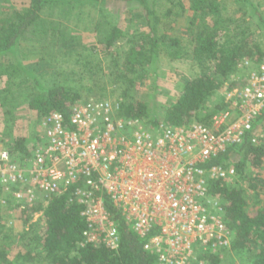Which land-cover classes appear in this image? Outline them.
I'll list each match as a JSON object with an SVG mask.
<instances>
[{
    "label": "built area",
    "instance_id": "obj_1",
    "mask_svg": "<svg viewBox=\"0 0 264 264\" xmlns=\"http://www.w3.org/2000/svg\"><path fill=\"white\" fill-rule=\"evenodd\" d=\"M227 107L210 124H152L121 114L113 99L77 102L68 123L60 112L42 117L31 156L0 152V182L24 208L59 195L82 207L87 227L81 246H119L118 207L160 264H209L208 255L231 249L234 231L214 178H233L235 167L204 166L242 140L264 113V57L242 58L223 92ZM2 193H0L1 197ZM2 202L6 198L2 197ZM153 231H156L152 234Z\"/></svg>",
    "mask_w": 264,
    "mask_h": 264
},
{
    "label": "trees",
    "instance_id": "obj_2",
    "mask_svg": "<svg viewBox=\"0 0 264 264\" xmlns=\"http://www.w3.org/2000/svg\"><path fill=\"white\" fill-rule=\"evenodd\" d=\"M109 1L138 4L143 10L148 30L142 39L137 36L125 40L124 47L114 55L113 50L124 40L125 32L118 23L108 19L97 22L98 43L102 46L100 51L106 57H111L114 81L121 82L118 89L122 91L121 97L124 98L120 103L121 114L125 116L149 119L152 124L161 120L174 125H183L191 121L210 124L213 116L227 107L223 96L212 101L214 95L229 82L239 61L245 57L260 61L264 57V48L244 27L245 15L236 17L227 13L223 0H189L188 8L191 14L187 36L162 31L165 19L178 15L176 7L179 6L181 12L187 10L184 0H167L171 6L164 13L158 12L154 0H28V5L23 10L15 11L7 17L0 16V59H7L10 62L6 68V72L9 73L7 86L0 89V98L4 100L12 98V102L17 101L13 87L15 84L13 76L17 73L21 77L19 84H25L23 90H31L30 95L24 97L29 108L36 110L39 116L41 115L40 118L52 111L60 112L65 123H68L73 106L83 98L79 91L59 81L57 63L43 71L44 69H38L36 65L31 66L25 61L24 55L30 50L24 51V47L29 46L31 49L30 45L34 44L33 50L36 52L44 48L39 42H29L25 36L32 27L41 22L47 7L76 4L95 6ZM252 15H256L259 21L264 23V17L255 6L249 16ZM47 27L50 43L66 45L68 59L77 56L75 62L86 60L83 61L82 69L85 68L87 70L85 72L91 75H97L98 66L90 60L92 57H83L80 53L72 52L71 41L67 35L69 32L61 20L50 19ZM94 48L97 46L89 47L92 55ZM163 56L170 60L189 57L198 67V71L185 80L172 106L166 109L164 116H161L156 101L130 100L129 90L138 78L144 77L150 68H155ZM40 59L42 58L38 60ZM44 73H51L49 80L43 77ZM6 114L13 116V111L8 109ZM258 121L264 122V113ZM9 146L14 159L22 160L25 156H31L29 140L26 137L13 140ZM213 165L227 168L233 166L236 170L233 178H214L210 181L211 191L224 202L226 222L235 234L232 247L226 253L250 250V242L256 241L262 247L255 254L253 264H264V205L256 213H250L247 208L246 189L239 183L241 179L249 177L247 173L249 166L257 168L264 166V143L254 142L252 131H248L240 142L230 145L224 152L204 163V166ZM249 185L254 191L264 189V174L252 177ZM107 207L118 223L120 238L117 249H110L105 245H80L84 240L87 224L81 215L82 207L71 202L68 195L54 196L46 205L27 204L23 211L31 212V217L35 213H43L46 222L45 232L42 236L32 239L38 243L35 250L40 247L41 251L38 253H43L51 264H160L158 255L145 248L146 238L131 229L122 211L108 199ZM6 239H10V235L6 234L3 237L4 241ZM8 250L5 242L0 244L1 264H24L40 260L38 259L40 255L32 250L20 251L12 258ZM222 257L208 255L209 264H222Z\"/></svg>",
    "mask_w": 264,
    "mask_h": 264
},
{
    "label": "rangeland",
    "instance_id": "obj_3",
    "mask_svg": "<svg viewBox=\"0 0 264 264\" xmlns=\"http://www.w3.org/2000/svg\"><path fill=\"white\" fill-rule=\"evenodd\" d=\"M226 5V12L236 17L244 16V27L250 32L261 46L264 48V23H261L256 15L249 16L253 7L259 9L260 14L264 17V0H223ZM184 6L187 8L185 12H181L180 7H176L175 11L178 15L165 19L166 23L163 32L169 34L187 36V28L191 11L189 10V0H184ZM28 5V0H0V16L7 17L15 11H21ZM154 6L159 13H164L171 6L167 0H154ZM61 20L64 28L69 32L67 35L71 41V50L80 53L83 57H92L91 61L98 66L96 68L97 75H91L85 71L84 62H75L76 57L68 59L67 47L62 43H50V34L48 31L49 20ZM108 19L111 22L118 23L125 32L126 37L117 45L114 55L120 51L126 44L125 40L145 36L147 26L142 8L136 3H127L126 1H109L108 3L98 5H69L47 7L43 13L41 22L32 27L25 36L29 42L34 41L43 44L44 48L36 52L34 44L24 47L29 52H23L25 61L31 66H37L38 69L46 71L50 67H54L53 63H57L58 79L69 88L79 91L81 97L103 98L122 101L121 90L118 89L121 82L114 81L112 71V59L106 57L98 43L97 22ZM35 42V43H36ZM39 45V44H37ZM96 45L94 55L91 54L89 47ZM35 51V52H32ZM100 52V53H99ZM92 56H91V55ZM42 58L38 60L39 58ZM7 59H0V89L7 86L9 73L6 68L10 62ZM44 61V62H43ZM48 61V62H46ZM58 61V62H57ZM50 63V64H49ZM99 69V71H98ZM83 71V72H82ZM198 71V67L189 57L181 60H170L163 56L156 63L155 68H150L146 75L138 78L129 90L130 100H153L157 102L158 111L161 116L170 106L181 92L186 79L191 78ZM44 78L49 80L51 73H44ZM53 77V76H52ZM15 81L14 90L17 101H11L12 98L4 100L0 98V152L9 150L13 140L19 137H26L29 142L35 143L39 124L42 118L36 110L29 108L24 100L30 95L31 90L25 89V84H19L21 77L14 74ZM228 83H226L227 85ZM226 87V86H225ZM224 87L221 91H217L212 101L219 97H224ZM10 100V101H9ZM129 100V99H128ZM6 104V106H5ZM11 109L13 116L6 114V110ZM147 121H150L149 119ZM256 123L255 133L256 142L264 143V122ZM29 143V144H30ZM249 174L247 178L241 179L240 184L246 189L247 208L252 214L264 205V189L254 191L249 185V180L257 174H264V166L261 168L249 166L247 168ZM250 178V179H249ZM0 244L5 242L8 245V253L12 258L20 251L32 250L35 253L41 251L32 238L42 236L46 229V222L42 212L35 213L32 217L31 212L25 213L19 204L18 199L11 193L4 191L0 182ZM2 197L6 202H2ZM12 201V202H11ZM29 215V216H28ZM31 217V218H28ZM10 235V239L3 240L5 235ZM251 249L244 251H231L222 257V264H253L255 254L261 249V245L256 242H250ZM264 248V246H263ZM39 261L25 262L24 264H51L43 253H38ZM1 264V263H0Z\"/></svg>",
    "mask_w": 264,
    "mask_h": 264
}]
</instances>
